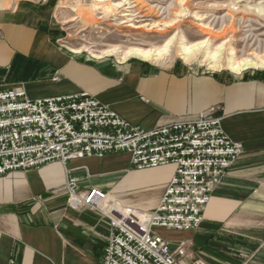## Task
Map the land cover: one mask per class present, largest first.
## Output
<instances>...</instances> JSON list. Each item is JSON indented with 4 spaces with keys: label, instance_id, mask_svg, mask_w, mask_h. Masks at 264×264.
Instances as JSON below:
<instances>
[{
    "label": "crops",
    "instance_id": "1",
    "mask_svg": "<svg viewBox=\"0 0 264 264\" xmlns=\"http://www.w3.org/2000/svg\"><path fill=\"white\" fill-rule=\"evenodd\" d=\"M48 8L47 0H23L0 10V88H22L33 99L86 91L143 130L218 108L224 132L243 144V153L212 193L197 229L156 232L172 246L186 239L209 250L213 255L201 256L206 264H235L236 252L244 256L238 264H264V234L249 252L227 237L257 220L264 229V70L230 74L137 58H83L51 38ZM173 174L172 165L131 168L130 156L117 152L0 176V264H100L109 220L90 208L69 207L68 175L79 178L81 191L98 187L151 210Z\"/></svg>",
    "mask_w": 264,
    "mask_h": 264
},
{
    "label": "built area",
    "instance_id": "2",
    "mask_svg": "<svg viewBox=\"0 0 264 264\" xmlns=\"http://www.w3.org/2000/svg\"><path fill=\"white\" fill-rule=\"evenodd\" d=\"M217 110L143 130L86 91L33 99L22 88H0V176L117 152L127 153L137 170L172 165L154 209L131 207L98 187L81 191L75 175L65 181L67 202L109 220L100 264H203L188 261L189 240L172 247L156 228L197 229L212 193L243 153V144L224 132Z\"/></svg>",
    "mask_w": 264,
    "mask_h": 264
},
{
    "label": "rangeland",
    "instance_id": "3",
    "mask_svg": "<svg viewBox=\"0 0 264 264\" xmlns=\"http://www.w3.org/2000/svg\"><path fill=\"white\" fill-rule=\"evenodd\" d=\"M20 1L0 0V10ZM47 1L51 38L65 51L83 58L143 60L132 50L147 49L153 56L144 60L164 67L179 63L199 71L230 74L264 70L247 67L233 71L227 64L264 58V0ZM255 222L231 241L236 244L235 237L253 239L258 245L264 229L261 221ZM244 245L249 248L248 243ZM208 253L190 242L188 261L206 264L202 257Z\"/></svg>",
    "mask_w": 264,
    "mask_h": 264
},
{
    "label": "bare ground",
    "instance_id": "4",
    "mask_svg": "<svg viewBox=\"0 0 264 264\" xmlns=\"http://www.w3.org/2000/svg\"><path fill=\"white\" fill-rule=\"evenodd\" d=\"M132 51L134 52L135 55H137L142 59L144 58L149 60L153 56V52L147 49H143V50L133 49ZM185 60H189L188 57H186ZM227 64H229L230 69L233 71H239L241 68H247V67L262 69L264 68V58H261V60L247 58L246 60L240 61L239 63L227 62Z\"/></svg>",
    "mask_w": 264,
    "mask_h": 264
},
{
    "label": "trees",
    "instance_id": "5",
    "mask_svg": "<svg viewBox=\"0 0 264 264\" xmlns=\"http://www.w3.org/2000/svg\"><path fill=\"white\" fill-rule=\"evenodd\" d=\"M227 237L230 239V241L233 240V238H234V237H232L231 235H230V236H227ZM234 240H236L237 243H239V244H246V241H244L243 239H241V238H239V237H238V238L235 237ZM256 247H257V244L255 243V244L250 245L249 248H248L247 250H248V252H249V251H253V249H255ZM235 256H237V257H236L237 260L234 261L235 264L240 263L241 260H242L243 257H244V256H241V255H239V254H235Z\"/></svg>",
    "mask_w": 264,
    "mask_h": 264
}]
</instances>
